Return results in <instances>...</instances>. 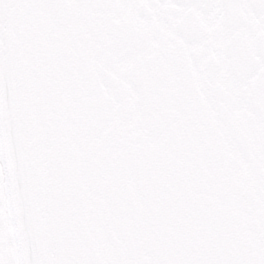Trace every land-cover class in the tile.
Masks as SVG:
<instances>
[{"label":"snow or ice","instance_id":"snow-or-ice-1","mask_svg":"<svg viewBox=\"0 0 264 264\" xmlns=\"http://www.w3.org/2000/svg\"><path fill=\"white\" fill-rule=\"evenodd\" d=\"M0 264H264V0H0Z\"/></svg>","mask_w":264,"mask_h":264}]
</instances>
